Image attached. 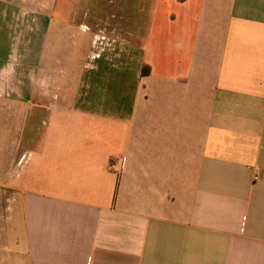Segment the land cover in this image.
<instances>
[{
	"label": "crops",
	"instance_id": "crops-1",
	"mask_svg": "<svg viewBox=\"0 0 264 264\" xmlns=\"http://www.w3.org/2000/svg\"><path fill=\"white\" fill-rule=\"evenodd\" d=\"M146 2L43 82L0 30V264H264V0Z\"/></svg>",
	"mask_w": 264,
	"mask_h": 264
},
{
	"label": "rangeland",
	"instance_id": "rangeland-1",
	"mask_svg": "<svg viewBox=\"0 0 264 264\" xmlns=\"http://www.w3.org/2000/svg\"><path fill=\"white\" fill-rule=\"evenodd\" d=\"M108 1L0 0V4L3 5L5 11L6 7L11 6L14 10V20L18 18V22L13 21V23L0 26V30L8 39H6L7 45L10 47V58L5 60L4 65L11 68L13 66L11 64L12 58L15 59L19 56L17 60L20 61V68H23L26 60L23 59L22 53L16 52L15 48L19 45V49L22 51V49H27L29 44L27 42L36 40V44H32V46H36L37 56L40 59L36 63L37 78H39L37 81L43 82L45 78L43 74L44 60H42L44 54L43 36L47 34L50 37L47 38L48 42L45 48L47 50L55 49L56 51L58 49L63 52L62 55L67 57H70L72 53L75 55L77 51L81 52L87 44L90 51L92 40L95 38L97 40L96 47L99 46L103 52L117 47L118 44L123 46L125 44L123 42L124 36L131 37L129 36L130 27L123 25L127 22L124 19L138 22L147 19V16L143 12L140 13L139 0H133L135 4H132L131 8L127 4L126 9L123 0L109 3ZM144 6L145 2H143L141 10L144 9ZM15 10H19L16 11L18 15L15 14ZM49 18L52 26H44L43 20ZM132 33V37H139V33ZM68 71L73 72L72 69ZM55 77V75H52L53 80Z\"/></svg>",
	"mask_w": 264,
	"mask_h": 264
},
{
	"label": "built area",
	"instance_id": "built-area-1",
	"mask_svg": "<svg viewBox=\"0 0 264 264\" xmlns=\"http://www.w3.org/2000/svg\"><path fill=\"white\" fill-rule=\"evenodd\" d=\"M109 168L112 170V171H117V167L113 164V163H111L110 165H109Z\"/></svg>",
	"mask_w": 264,
	"mask_h": 264
},
{
	"label": "trees",
	"instance_id": "trees-1",
	"mask_svg": "<svg viewBox=\"0 0 264 264\" xmlns=\"http://www.w3.org/2000/svg\"><path fill=\"white\" fill-rule=\"evenodd\" d=\"M142 73L144 74V70L142 71Z\"/></svg>",
	"mask_w": 264,
	"mask_h": 264
}]
</instances>
